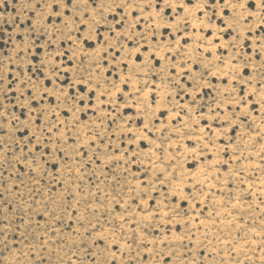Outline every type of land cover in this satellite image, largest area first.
Returning a JSON list of instances; mask_svg holds the SVG:
<instances>
[{
	"label": "rangeland",
	"instance_id": "rangeland-1",
	"mask_svg": "<svg viewBox=\"0 0 264 264\" xmlns=\"http://www.w3.org/2000/svg\"><path fill=\"white\" fill-rule=\"evenodd\" d=\"M0 264H264V0H0Z\"/></svg>",
	"mask_w": 264,
	"mask_h": 264
}]
</instances>
